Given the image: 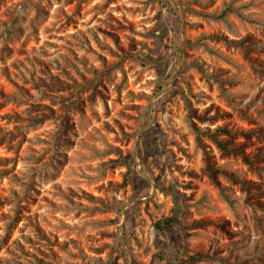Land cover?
<instances>
[{"label": "rangeland", "instance_id": "rangeland-1", "mask_svg": "<svg viewBox=\"0 0 264 264\" xmlns=\"http://www.w3.org/2000/svg\"><path fill=\"white\" fill-rule=\"evenodd\" d=\"M0 264H264V0H0Z\"/></svg>", "mask_w": 264, "mask_h": 264}, {"label": "trees", "instance_id": "trees-1", "mask_svg": "<svg viewBox=\"0 0 264 264\" xmlns=\"http://www.w3.org/2000/svg\"><path fill=\"white\" fill-rule=\"evenodd\" d=\"M199 131V130H198ZM220 133H226L229 134L230 130L227 128H223V127H217L214 131V134H220ZM174 222L173 218H170L169 220H165V221H158L157 223V227L160 229H164V228H170L172 226Z\"/></svg>", "mask_w": 264, "mask_h": 264}]
</instances>
